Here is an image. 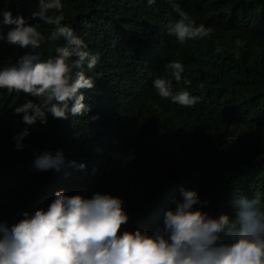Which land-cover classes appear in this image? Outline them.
<instances>
[{"label": "trees", "instance_id": "16d2710c", "mask_svg": "<svg viewBox=\"0 0 264 264\" xmlns=\"http://www.w3.org/2000/svg\"><path fill=\"white\" fill-rule=\"evenodd\" d=\"M177 2L211 34L183 43L169 35L165 24L177 14L168 0L151 6L146 0H62L61 23L99 56L85 69L95 81L84 91L90 111L67 119L49 114L46 124L25 125L13 108L27 94L0 89V221L11 225L23 211L46 209L60 189L120 197L129 219L119 232H153L181 187L208 201L203 211L230 218L235 198L264 196V0ZM0 10L38 25L42 59L63 43L47 39L54 25L31 17L37 0H0ZM10 27L0 25V32ZM26 51L0 40V67ZM174 60L184 65L180 81L164 67ZM157 77L200 101L184 107L159 97L152 87ZM25 127L24 147L15 150L12 137ZM57 150L66 160L60 171L35 169L37 155Z\"/></svg>", "mask_w": 264, "mask_h": 264}, {"label": "clouds", "instance_id": "9594fccd", "mask_svg": "<svg viewBox=\"0 0 264 264\" xmlns=\"http://www.w3.org/2000/svg\"><path fill=\"white\" fill-rule=\"evenodd\" d=\"M146 3L151 6L156 0ZM168 3L177 18L169 19L165 28L177 41L211 34L212 28L196 24L177 0ZM63 6L62 0H37V10L31 12L33 19L54 25L48 40L63 39L46 59L38 51L44 39L38 25L0 10V25L13 26L0 32V40L28 49L15 63L0 67V89L27 94L13 108L25 125L46 124L49 114L67 119L90 111L84 91L92 89L95 81L85 69H93L99 56L73 27L61 23ZM49 10L56 14L48 15ZM164 67L176 81L182 79L184 65L179 60ZM152 87L159 97L184 107L201 99L185 88L174 90L171 79L157 77ZM28 134L25 127L12 137L15 150L24 147ZM65 163L63 152L57 150L37 155L34 167L60 171ZM77 167L82 170L85 165ZM122 203L108 193L94 192L88 198L56 190L46 209L23 211V218L11 225L0 221V264H264V196L235 198L230 218L224 212L213 216L203 211L200 206L208 201H201L197 190L181 187L180 199L165 210L162 224L151 233L140 228L119 232L129 219Z\"/></svg>", "mask_w": 264, "mask_h": 264}]
</instances>
